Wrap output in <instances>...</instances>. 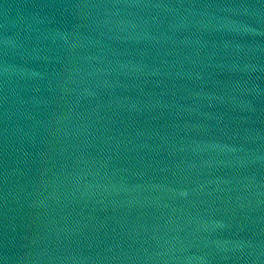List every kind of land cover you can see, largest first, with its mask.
I'll use <instances>...</instances> for the list:
<instances>
[{
  "label": "water",
  "instance_id": "water-1",
  "mask_svg": "<svg viewBox=\"0 0 264 264\" xmlns=\"http://www.w3.org/2000/svg\"><path fill=\"white\" fill-rule=\"evenodd\" d=\"M0 264H264V0H0Z\"/></svg>",
  "mask_w": 264,
  "mask_h": 264
}]
</instances>
